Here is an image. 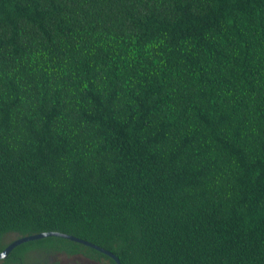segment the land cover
Segmentation results:
<instances>
[{
  "label": "trees",
  "instance_id": "trees-1",
  "mask_svg": "<svg viewBox=\"0 0 264 264\" xmlns=\"http://www.w3.org/2000/svg\"><path fill=\"white\" fill-rule=\"evenodd\" d=\"M56 232L120 264H264V0H0V252ZM116 264L58 237L0 264Z\"/></svg>",
  "mask_w": 264,
  "mask_h": 264
},
{
  "label": "water",
  "instance_id": "water-1",
  "mask_svg": "<svg viewBox=\"0 0 264 264\" xmlns=\"http://www.w3.org/2000/svg\"><path fill=\"white\" fill-rule=\"evenodd\" d=\"M49 237H58V238H62V239H66L75 243H79L82 245H85L87 247H90L98 252H100L101 254H104L108 257H110L116 264H120L119 260L117 257H115L112 253L99 248L89 242L77 239L75 237L72 236H68L65 234H61V233H56V232H48V233H40L37 235H32V236H27V237H23V238H19L17 240H15L14 242H12L10 245H8L2 252H0V260L5 259L7 257V255L10 253V251H12L15 247L19 246L22 243L25 242H29V241H35V240H39V239H44V238H49Z\"/></svg>",
  "mask_w": 264,
  "mask_h": 264
},
{
  "label": "rangeland",
  "instance_id": "rangeland-1",
  "mask_svg": "<svg viewBox=\"0 0 264 264\" xmlns=\"http://www.w3.org/2000/svg\"><path fill=\"white\" fill-rule=\"evenodd\" d=\"M56 264H96L91 262L85 258L75 256V257H67L64 255L57 256L53 260Z\"/></svg>",
  "mask_w": 264,
  "mask_h": 264
}]
</instances>
